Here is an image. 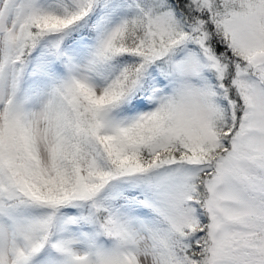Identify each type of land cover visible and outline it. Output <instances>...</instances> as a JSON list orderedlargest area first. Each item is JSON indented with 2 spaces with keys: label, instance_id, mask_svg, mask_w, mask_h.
Returning <instances> with one entry per match:
<instances>
[{
  "label": "snow or ice",
  "instance_id": "1",
  "mask_svg": "<svg viewBox=\"0 0 264 264\" xmlns=\"http://www.w3.org/2000/svg\"><path fill=\"white\" fill-rule=\"evenodd\" d=\"M0 264H264V0H0Z\"/></svg>",
  "mask_w": 264,
  "mask_h": 264
}]
</instances>
